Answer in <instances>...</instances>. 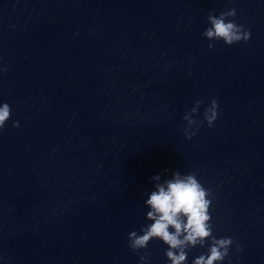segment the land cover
Returning a JSON list of instances; mask_svg holds the SVG:
<instances>
[{"label":"clouds","instance_id":"obj_1","mask_svg":"<svg viewBox=\"0 0 264 264\" xmlns=\"http://www.w3.org/2000/svg\"><path fill=\"white\" fill-rule=\"evenodd\" d=\"M237 16L235 8L221 11L218 15L209 12L207 16L208 27L202 36L209 41L208 48L213 49L214 41H223L231 46L241 42L247 43L251 38V30L245 28L234 19ZM7 71V69H0ZM202 101L197 100L189 112L183 116L186 126L183 128L185 138L191 140L199 130V122L193 117L197 114ZM218 101L213 98L203 112V121L209 128L214 126L218 119ZM11 106L8 103L0 104V130L4 129L6 122L11 118ZM196 126L193 128V126ZM14 128L19 127V121H14ZM167 171V170H165ZM155 182L145 206L149 209L146 219L151 221L140 228L139 234L132 231L128 234L129 249L139 256V264H147V249L153 239H158L167 245L165 256L169 264H187L188 251L192 248L205 247L207 253L196 257L192 264H222L228 258L231 264L229 250L235 243L240 244L232 237L217 238L213 235L212 216L210 208L213 194L198 180L195 173L181 174L174 171L171 178L161 182V175L152 177Z\"/></svg>","mask_w":264,"mask_h":264}]
</instances>
